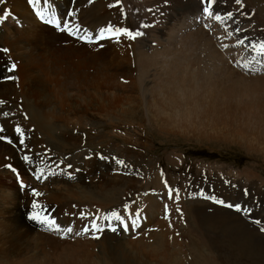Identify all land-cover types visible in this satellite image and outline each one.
I'll list each match as a JSON object with an SVG mask.
<instances>
[{"label": "bare ground", "instance_id": "6f19581e", "mask_svg": "<svg viewBox=\"0 0 264 264\" xmlns=\"http://www.w3.org/2000/svg\"><path fill=\"white\" fill-rule=\"evenodd\" d=\"M207 2L208 0H120L119 5L114 6L115 0H92V3L88 0H39L37 8L45 10L47 3L49 13L54 11L63 21H69L70 27L80 26L93 39L100 28L109 24L143 33L136 40L121 36L105 38L97 44L83 45L64 36L62 32L40 25L28 8V0H5V4L0 5V13L7 9L11 15L0 23V101H3L0 112L9 113L8 119L12 123L38 131L36 137L25 138L29 142L43 139L47 135L53 138L48 134L53 127L106 129L112 141H120L121 146H124L123 150L120 149L121 156L133 159L137 164L144 157L143 152H133L124 143L132 141V146L138 143V149L150 151L152 141L150 138L145 140L146 133H149L145 129L151 123L159 124L156 127L159 130L194 134L196 137L210 130L223 129V134L233 138H246L249 147L256 146L259 152L264 153V71L248 72L241 67L253 58L246 48L249 41L264 40V0H242V6L237 5L235 0H213L210 11L219 14L220 20L209 15L206 17L203 9L207 7ZM69 12L74 15L69 16ZM229 12L233 14L231 20L226 16ZM236 29L241 31L237 33ZM84 34V31L79 33L80 36ZM241 38H244V45L238 44ZM3 49L8 51L4 52ZM13 64L17 68L12 72L9 68ZM109 87L115 88L117 92L107 93ZM127 93L133 96V105L116 112L115 106L120 100L131 98L125 97ZM136 102L140 105H134ZM73 106L76 110H73ZM89 111L95 112V118L86 117ZM57 112L62 114L56 116ZM121 130H133L140 138H137L136 133L119 135L117 132ZM169 132L167 135L174 134ZM3 136L6 139L0 142L7 138L16 140L15 137ZM257 142L262 147H258ZM108 143L119 149L110 140ZM153 160L149 161L150 168H145L149 178L141 181L137 189H131L136 199L126 205L130 211L134 210V214L139 209L172 206L176 201L157 189L161 185H167V181L162 176L156 178L157 175L152 173L160 166ZM170 161L175 162L173 158ZM51 169L46 163L42 167L45 173L36 174L39 176L37 182L33 181L36 193L41 187L56 186V189H60L61 184L65 183ZM43 175H47L45 181H42ZM151 179L155 182L153 190L139 187L146 186ZM100 180L101 177L97 182ZM18 181L21 178L16 179V183ZM177 181H181L180 193H184L178 199L182 207L178 218L175 219L172 214L157 213L153 229L144 232L142 230L148 223L144 222L146 226L140 224V228L133 231L125 216L129 231L124 232L117 225L115 244L118 247H114L115 244L111 241L92 239L88 235L69 234L61 238L60 235L41 231L60 240L75 237L77 242H83L87 248L94 242L95 255L101 264H131L132 258L129 261L124 256L123 246L135 250V264H150L160 256H166L170 260L168 255L174 258L178 252L176 239H169L168 227L195 218L198 220L197 228L188 231L185 239L190 244L195 240L202 247L198 250L202 255H198L204 257L206 237L203 229L206 217L212 212L209 210L206 213L207 210L201 209L198 211L207 202L195 200L194 194L188 193L192 189L189 181L173 178L170 183L172 189ZM114 184L111 181L106 186L108 202L119 205L121 200L114 198L112 192L117 186ZM195 195L200 197L198 193ZM232 199L238 204L235 198ZM223 200L225 203L229 202ZM239 205L241 209L247 207L250 210L244 216L247 219H252L253 214L264 212V206L254 203L252 196L245 204L241 200ZM235 212H228V215L235 217ZM83 213L90 214L87 216L95 215L87 212V209ZM213 214L226 217L224 213ZM215 219L217 218L213 219L214 222ZM27 221L40 230L39 225L28 218ZM81 221L85 223L86 220ZM225 222L227 220L224 225ZM99 223L103 225L105 222L100 220ZM9 224L7 220L1 221L0 229ZM226 238L225 243L233 244L234 250L243 252L244 248L241 246L244 241L238 244L232 235ZM256 245L255 242V249ZM64 246L65 249L69 248L68 243ZM254 248L251 247L252 255L255 254ZM216 249L213 245V250ZM207 254L211 255L210 251L207 250ZM205 256L208 257L206 254ZM211 260L213 262V258ZM76 263L77 253L69 250L54 254L51 261V264ZM19 264L44 263L36 256L22 259Z\"/></svg>", "mask_w": 264, "mask_h": 264}, {"label": "rangeland", "instance_id": "374dc122", "mask_svg": "<svg viewBox=\"0 0 264 264\" xmlns=\"http://www.w3.org/2000/svg\"><path fill=\"white\" fill-rule=\"evenodd\" d=\"M207 15L206 13V17ZM260 70L264 71V68H260ZM116 92L113 87L107 89L109 94ZM129 96L131 94L127 93L125 95V97ZM131 99L134 101L133 96L120 100L116 105L119 108L115 106V111L119 112L131 107L133 105ZM137 104L140 105L137 102L134 103V105ZM73 110H76L74 106ZM61 114V112H57L55 115L60 116ZM86 117L89 119L95 118V112L89 111ZM139 117H142L141 114H139ZM158 125L151 123L145 129L149 132L146 133L145 140L150 138L152 141L150 151L145 152L142 151V148L138 149V146H136L138 143L132 146V141L124 143L133 152H136V150L140 153L143 152V161L141 159L137 164V162H133V159L128 160L121 156L120 149L123 150L124 146H121L120 141H112L108 131H105L106 129L102 131V129L94 130L81 127L68 129L53 127L48 133L53 138L47 135L43 139L26 141V144L21 146L18 143V134L14 131L15 127L18 126L25 132V138L36 137L38 131H34L32 127L16 125L8 117L5 118L3 112H0V126L5 129L0 134L16 138L11 144H6L5 141L0 142V222L7 220L10 223L5 228L0 229V264H19L22 259L35 258L36 256H39L44 264H51L54 254L66 250L77 253L76 264H101L95 255L94 242H92V246L87 248L83 242H77L75 237L67 240L52 237L41 230H37V227L32 226L31 223L29 224L27 216L33 211L45 210L44 213L56 218L61 226L73 227L76 230H82L83 226L88 224L95 216L103 217L112 210L127 218L129 216L134 217V210L125 214L124 206L136 199L135 193L131 189H137L141 181L149 178V173L145 168H150L148 165H150L149 161L151 159H154L153 161L160 165L152 173L157 175L156 178L162 176L163 180L167 181L168 187L166 185L162 187L160 184V187H157L160 193L167 194L171 189L174 193L178 191L179 197L183 196L184 193H180L181 181H177V185L173 189L170 184L173 178L179 177L190 182L192 189L188 193L194 194L195 200L200 199L204 203L207 202V205L204 208L199 207L198 211L207 210L206 213L210 211L212 213L206 217V226L203 229L206 237V250H204L206 253H204L208 257L205 254L204 257L201 256L202 258L199 256L202 253L200 254L198 250L202 247L200 248L195 240L190 244L185 239L188 231L197 228L198 220L193 218L173 227H168L169 239L174 241L175 238L176 248L178 245V250L176 249L178 252L174 258L168 255L170 258L168 260L166 256H160L150 264H264V232L260 231L261 228H264V212L257 215L253 214L252 219H247L244 217L246 214L235 212L234 208L230 209L216 205L210 199H208V202L207 199H202L203 197L200 195L203 193L204 196H214L220 200L225 199L227 202L229 201L228 204L232 205H236L232 198H235L238 204H241V200L245 204V201H249L252 196L254 203L264 206V153L259 152L256 146L249 147L246 144V138H233L230 135L223 134V129L210 130L196 137L194 134H177L166 129L159 130L157 129ZM166 131L174 134L167 135ZM117 133L119 135H126L127 133L134 135L136 133L137 138H140L139 134L133 130H121ZM108 140L119 149L111 147ZM40 141L43 143L40 144ZM257 145L262 147L260 142H257ZM32 147L39 153L32 150ZM24 155L29 157L28 162H32L34 166L23 160ZM172 158L175 162L170 161ZM116 159L123 160L125 166L118 165ZM46 163L50 169L52 168L51 171L59 175L60 180L65 181V183L61 184L60 189H56V186L41 187L38 190L39 195H35V183L33 184V181L37 182L36 176L45 173L42 167ZM9 165H11V168L17 169V175L13 176L14 174L12 175L9 172V169H11L8 167ZM26 168L31 170L27 172ZM29 175L30 177H28ZM15 177H21V181L26 184L25 190H20L17 183H15V187L13 181L16 180ZM100 177L101 180L98 183ZM44 178L47 179V175H43ZM111 181L115 183L114 186L117 185L112 192H114V198L121 200L119 205H111L108 202L106 186ZM154 185L155 182L154 180L152 182L151 179L147 181L146 186L139 185V187L153 190ZM151 190L150 192H152ZM245 190L248 192L247 195L244 194ZM21 192L25 194L21 196ZM197 193L200 196L198 198L195 195ZM33 201L37 203V209L32 208ZM171 205L168 206L167 212L165 207L139 209L138 211H142L140 212L141 226H146L144 222L149 224L142 231L147 232L153 229L157 213L159 215L172 214L175 219L178 218L182 212L180 200L176 199L174 204ZM58 206L64 208L58 209L56 208ZM80 207L86 208L87 212L95 215L88 216V219L83 223L79 216L81 211L86 209ZM131 207L137 208V206ZM66 211L70 213L67 214ZM232 211L235 212L237 218L228 215V212ZM213 212L224 213L226 217L223 218V215L218 217V214H213ZM212 214L214 217H211ZM151 217L153 218L151 219ZM214 218H217L215 222ZM226 220L227 222L224 225ZM255 221H260V223L257 224ZM247 223L252 225L249 224L248 226ZM117 234L118 231L116 233L105 231L101 234L100 239L115 244ZM191 235L197 239L194 233H191ZM225 235H232L238 244L244 241L241 246L244 248L243 252L234 250L233 244L227 242L226 244L227 238ZM254 241L257 244L256 249L254 248ZM66 243L69 245L68 249L64 248ZM77 244H79V247ZM213 245L217 248L216 250H213ZM114 247H118V245L115 244ZM251 247L255 250L253 255ZM207 250L210 251L211 255L207 254ZM134 252V249L130 250L128 247L123 246L124 256L129 261L132 258L131 264L136 263L133 256ZM89 254L94 256L89 257Z\"/></svg>", "mask_w": 264, "mask_h": 264}, {"label": "snow or ice", "instance_id": "6c2138e0", "mask_svg": "<svg viewBox=\"0 0 264 264\" xmlns=\"http://www.w3.org/2000/svg\"><path fill=\"white\" fill-rule=\"evenodd\" d=\"M28 2L30 5H32L35 8L37 6V4L39 3V0H28ZM88 2L92 3V0H88ZM119 3H120V0H115L114 6L119 5ZM235 3L237 5L242 6V0H235ZM3 4H5V0H0V5H3ZM212 4H213V0H208V6L205 7L203 10L210 17L215 18L216 20H220L221 17L219 14H214L210 11V9L212 8ZM47 13H48L47 3H45V10L44 11H40V10L36 11V15L41 20H43L45 23L55 25V27L57 29H59L61 31H66L70 35L77 36V35H79V33L81 31H84V33H85L84 36H80V38L81 39H87L89 42H94V40L99 41V40H103L105 38H119L121 36H126L130 40H136L138 37L143 35L142 32H133V31H130L128 29L115 27V26L109 24L106 27L100 28L99 32L96 34L95 38L93 39V37L88 36L86 30H83L80 26L72 25L70 27L69 21H66V20L63 21V24L61 26V20L57 19L54 11L50 15H48ZM10 15L11 14L9 13V11L7 9H4L3 12L0 13V23L5 22L10 17ZM68 15L72 16V15H74V13L69 12ZM226 16H227V19L231 20L233 17V14L231 12H229L226 14ZM235 31L237 33H239L241 31V29H236ZM231 34L232 33H229V35H231ZM238 44L244 45V38L239 39ZM246 48L249 51V53L252 55L253 58L251 61H247L246 63L242 64L241 67L244 68L248 72L259 71L260 68H264V40H262V41H249ZM2 51L7 52L8 49H3ZM15 67H16V65L13 64L11 66V68H9V71H12L13 69H15ZM2 103H3V101H0V104H2ZM3 116L5 118H7L9 116V113L5 112V113H3ZM4 131H5V129L3 127H0V133H3ZM14 131L16 134H18L19 145H21V146L25 145L26 144L25 132L22 131V129L18 126L15 127ZM4 139H6V138L3 135H0V140H4ZM7 142L9 144L13 143V141L11 139L7 140ZM113 159H115V158H113ZM23 160L25 162H27L29 160V157L27 155H24ZM116 163L118 165L125 166V162L123 160L116 159ZM8 167L11 168V165H9ZM69 167H71V166L69 165ZM11 170L13 172L16 171L14 168H11ZM37 179H39V176H37ZM20 187L23 189L24 185L21 184ZM166 187H168V186L166 185ZM34 194L39 195V193H35V192H34ZM244 194L245 195L248 194L247 190H245ZM167 195H168L169 199H177V200L179 199V192L178 191H176L174 193L173 190L170 189L168 191ZM200 195L204 199H210V200H212L213 203L222 205L226 208H230V209L234 208V210L238 213L243 211L244 214H248L250 211L247 207H244L243 209H241V205H239V204H236V205L228 204V203H225V201L217 199L214 196H212V197L204 196L203 193H201ZM74 207H75V205H74ZM32 208L33 209L38 208V205L35 201H33V203H32ZM167 210H168V207L166 205L165 211L167 212ZM129 211H130L129 206L125 205L124 206L125 214H127ZM177 211H179V209H177ZM27 218L29 221L34 222L37 225H39L40 230H42L46 233H49V234L60 235L61 238H64V237L68 236L69 234H73L75 236L88 235L92 239L99 240L101 238V234L104 233L106 230L111 231L112 233H116L118 230L116 225H119V227L122 228V230L124 232L129 231V223L125 222V216L121 215L119 212H117L115 210H112L110 213L105 214L103 217H100L99 215L95 216L94 218H92L90 220V222L88 224H85L83 226L82 230H76L73 227L61 226L57 222L56 218H52L49 215H46L41 211H33L32 213H30L28 215ZM79 219L87 220L88 216L81 211ZM101 219L105 222L103 225H101L99 223V221ZM128 219L130 221L131 229L133 231L140 228L141 214L139 211H137L134 214V217L129 216ZM255 223L259 224L260 221H255ZM260 231L264 232V228H261Z\"/></svg>", "mask_w": 264, "mask_h": 264}]
</instances>
